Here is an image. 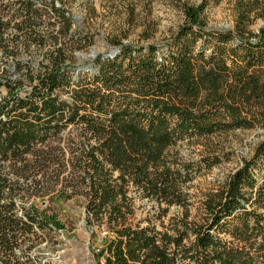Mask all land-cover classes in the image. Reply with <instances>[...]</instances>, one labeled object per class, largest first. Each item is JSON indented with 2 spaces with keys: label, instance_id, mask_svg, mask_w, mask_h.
Returning <instances> with one entry per match:
<instances>
[{
  "label": "trees",
  "instance_id": "obj_1",
  "mask_svg": "<svg viewBox=\"0 0 264 264\" xmlns=\"http://www.w3.org/2000/svg\"><path fill=\"white\" fill-rule=\"evenodd\" d=\"M37 1L0 3L5 56L11 24L15 40L46 45ZM42 1L62 23L57 49L38 72L0 76V262L24 264L17 249L44 242L35 229H65L41 206L56 193L57 201L82 195L86 224L107 233L99 264H264V142L207 195L201 221L186 215L172 229L143 226L134 197L164 214L187 208L184 187L227 155L185 162L173 147L264 130V26L250 29L264 20V0H240L232 30L209 28L205 4L185 6V22L163 44L113 42L118 51L99 56L96 71L68 64L62 41L87 47L89 36L77 39L71 17ZM70 127L80 134L68 158L60 137Z\"/></svg>",
  "mask_w": 264,
  "mask_h": 264
},
{
  "label": "rangeland",
  "instance_id": "obj_2",
  "mask_svg": "<svg viewBox=\"0 0 264 264\" xmlns=\"http://www.w3.org/2000/svg\"><path fill=\"white\" fill-rule=\"evenodd\" d=\"M8 1L17 0H0V3ZM239 2L240 0H55L56 6L71 17L76 38L84 40L88 35L91 41L89 46L78 48L76 44L71 45V42H68V37L65 38L62 43L69 56L68 64L75 69L94 64L95 71L98 70L99 56L110 54L114 50L113 42L133 45L163 44L185 22V6L197 7L205 4L204 15L209 28L232 30L235 27ZM36 9L43 15L42 20L45 21L41 33L47 39L46 45L41 47L37 42L29 44L24 37L15 40L16 31L11 24L6 36L10 42L9 54L5 56L4 51H0V76L7 70L9 76L16 80L27 71L38 72L44 56L57 49L53 36L57 34L62 23H59L58 16L52 8L46 6L42 0L37 1ZM8 19L5 18V21ZM261 24L264 25V20L258 19L250 29L258 31ZM92 52L99 55L95 59L83 58V54L90 56ZM79 134L78 128L70 127L60 137L68 158L72 157V150L75 148L73 139ZM262 142L264 130L254 129L179 143L172 150L185 162L197 161L202 156L214 152L227 155L226 160L208 171H203L184 187L190 195L187 208L173 206L164 214L158 211L155 203H149L148 200L140 199V196L134 194L135 222L145 226L151 221L158 230H164L172 229L186 215L189 220L201 221L207 195L216 190L232 172L249 159ZM62 185L59 184L56 189L61 191ZM53 197L57 198L58 195L50 193L45 196L41 206L48 209V215L52 213L58 215L65 224V229L52 231L35 229L38 236H41L40 240L43 238L44 242L35 244L29 252L26 251V247L17 249L19 262L99 264L95 252L102 247L107 233L86 224L85 198L78 195L66 200L65 197H61L57 201Z\"/></svg>",
  "mask_w": 264,
  "mask_h": 264
},
{
  "label": "water",
  "instance_id": "obj_3",
  "mask_svg": "<svg viewBox=\"0 0 264 264\" xmlns=\"http://www.w3.org/2000/svg\"><path fill=\"white\" fill-rule=\"evenodd\" d=\"M262 26H264V25L261 24L260 27H259V29H260ZM117 51H118V49H117V48H114V50L111 52V54H115ZM98 55H99V53L92 52V54H91L90 56H88V55H86V54H83L82 56H83L84 59H87L88 57H89V58H92V59H95ZM107 56H111V55H107ZM92 66H93V64H90V65H88V68L90 69V68H92Z\"/></svg>",
  "mask_w": 264,
  "mask_h": 264
}]
</instances>
